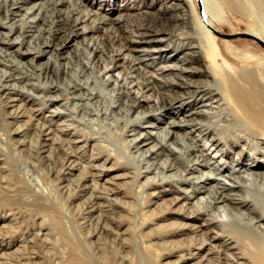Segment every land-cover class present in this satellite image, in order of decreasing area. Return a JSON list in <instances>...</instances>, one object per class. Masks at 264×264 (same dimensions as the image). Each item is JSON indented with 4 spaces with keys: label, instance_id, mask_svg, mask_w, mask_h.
I'll use <instances>...</instances> for the list:
<instances>
[{
    "label": "rangeland",
    "instance_id": "1",
    "mask_svg": "<svg viewBox=\"0 0 264 264\" xmlns=\"http://www.w3.org/2000/svg\"><path fill=\"white\" fill-rule=\"evenodd\" d=\"M41 1L46 7L45 12H43V19L29 20L28 17H23L25 11L21 10V15L14 19L17 25L13 27V15L4 9L5 0H0V7H2L0 8V23L4 25L3 30L9 33L11 27L15 28L5 36L7 43L0 42V78L2 79L4 75L10 73L15 78L14 80L19 81L18 84L24 87L22 93L26 98L34 95L38 97L35 99L38 101L37 106L40 107V110L35 113L32 110L29 111L28 117L14 120L9 116L11 108L8 107L4 96H2L1 89L4 78L3 81L0 79V233H4V237L0 240L2 241L0 242V254H4V257H11L10 261L15 262V264H91L82 259L83 252L76 243L80 242L82 249L95 257L94 244L90 243L93 237L88 232L89 230L92 231L94 226H88L82 222L88 195L84 185L89 181L81 176V173L86 170L84 165L95 161L100 167H106L100 181L103 182L104 178L115 175H123L120 182H122V190L125 194L118 196L121 205L116 206L115 218L110 221V227L121 234L127 228V233H125L130 244L127 257L134 264H148L150 261L152 264H162L165 261L162 255L163 249L172 251L173 247H176V244L165 243L163 240L167 237L164 235L169 231L177 230L179 219L171 217L170 213V198L173 197V193L163 192L160 189L168 183L176 185L177 189L179 186L190 188V185L177 179L169 178L166 182H161L159 177L148 178V176L154 177L155 175L145 171L139 174V169H145V161L140 154L133 153L136 155L133 156L130 151V142H127L126 139L131 138L130 133L133 131L144 129L142 125L148 121L160 122V119L164 120L177 114L179 110L174 103L175 101L169 102L165 109L162 107L152 110L139 122V120L134 119L139 110L151 109L150 104H154L153 109L156 108L154 103L157 99L156 93L151 103H145L146 106L144 107L136 106L135 101L129 98L124 88L106 83L105 79L108 75L101 70L105 62H102L98 56L93 60L92 49L88 45L84 44L79 49L77 47L78 41L75 42L63 53L70 59L53 56L51 66L66 62L69 64L67 72L60 69L59 72L47 73L46 68L38 67L36 63L46 62L52 51L44 56L39 51L23 56L17 50L19 44L11 45L10 39L20 32L32 29L36 37H29V43L23 45L20 50L29 47L37 50L43 41L49 38L50 31L57 27V13L58 15L62 14L60 18L67 15L81 16L90 28L97 30L95 33L93 31L88 32V37L98 36L99 41L95 45L104 52L105 59L110 61L109 55H111L113 48L111 39L118 32L116 27L113 29L112 26L105 25L100 21L101 18L108 19V17L117 21L116 19L121 17L120 28H124L126 34L135 28L151 24L152 21L157 23L152 24H155L156 29H163L165 34L162 38L159 33L162 38L159 43L163 47L170 44L174 48L180 49L177 53L180 54L187 46L179 44V36L176 32L158 18L159 15L165 16L166 13L163 8L169 0ZM59 1L61 2L58 4ZM216 1L223 10L222 20L214 22L215 27L220 31L225 33L256 29L264 31V0H258L260 2L258 7H260L259 11L261 12H259L261 23H258L251 7L244 12L237 11L228 6L225 0ZM33 3L30 2V5ZM192 3L200 16L197 0H192ZM56 7L58 8L56 9ZM85 13L92 15L90 18H85ZM23 18L29 22L21 20ZM199 19L203 23L201 17ZM41 28L42 31L39 30ZM214 44L212 49L206 48V57L201 60V65L204 68L210 67L213 70L210 79L217 78L223 81V69L226 61H228L238 68L253 70L264 86V47L259 42L246 37L227 39L216 36ZM32 55H36L35 63H32L33 66L29 61ZM151 60L153 59L151 58ZM89 61L91 64L98 62L99 67H89ZM148 66L149 69L156 72L161 65L151 63ZM83 83L88 87H85L84 90L88 89L87 92H94L96 98L87 99L84 97L80 101L73 97L75 87L78 84L84 85ZM222 92L225 96L223 108L221 107L222 110L219 108V112L215 111L212 117L206 120V125L212 129V132H217V135L222 137L225 142H230L233 137H237L241 132H246L251 136L246 140L249 143L252 142L251 139H260L261 132L258 133V128L227 96L225 84L222 86ZM50 96L58 97L59 108L61 106L60 109L64 111L63 118H57L50 125L53 129L52 133L57 134L54 135L57 141L53 144L56 148L53 153L43 150L44 131L36 126L38 122L47 121V115L52 106L49 102ZM162 103L160 102L161 105ZM63 121L64 124H62ZM164 124L161 122V125ZM70 130L77 137L83 139V142L80 143H85V146L77 148L74 143L70 142V134L67 132ZM191 136L190 142L198 143V131L192 132ZM226 146L223 160H227L230 164L237 154L231 150V147ZM75 148L77 151L72 157L77 158L76 161L83 168L81 167L80 171H73L76 175H67L68 169L65 168V162ZM252 149L247 150V153H254V150L251 151ZM213 153L215 152L212 151ZM184 155L185 153L177 154L179 158L175 160L181 168L186 166ZM90 170L94 171L95 169L90 168ZM68 177H70L69 181ZM62 182H69L67 191L63 192ZM160 182L161 184H159ZM252 185L247 183L245 186H249L247 188L253 187L252 189L258 191L264 199L262 188L255 184ZM154 190L161 192L159 195H154L152 194ZM114 236L113 233H103L102 241L104 242V250L107 251V258L101 264H112L113 261L114 263L121 262L125 252L120 247L119 240ZM160 237L163 239H159ZM169 238H174L178 243L182 240V235L175 234ZM157 239L161 244H150L151 241ZM148 255L150 258L147 257ZM172 256L167 259H175Z\"/></svg>",
    "mask_w": 264,
    "mask_h": 264
},
{
    "label": "bare ground",
    "instance_id": "2",
    "mask_svg": "<svg viewBox=\"0 0 264 264\" xmlns=\"http://www.w3.org/2000/svg\"><path fill=\"white\" fill-rule=\"evenodd\" d=\"M30 2L34 3L30 5ZM203 2L208 14V21L215 27L214 22L223 18L222 7L216 0H203ZM225 2L237 11L244 12L251 7L258 23H261L258 0H225ZM4 7L7 13L13 15V27L17 25L14 19L21 15V10L25 11L24 15L22 14L23 17H28L29 20H39L43 19V12L46 8L41 0H5ZM163 9L167 15H159L158 18L176 32L179 36V44L187 46L180 54H177L180 49H176L170 44L163 47L159 43V40L165 36L164 30L156 29L155 24L157 23L153 21L152 23L155 24L151 23L135 28L126 34L124 28H120L121 17L114 21L109 17L108 19L101 18V15L99 16L100 22L112 26L113 29L116 27L118 32L111 39L113 48L109 55L110 61L105 59L104 52L95 45L99 41L98 36L88 37V32L95 33L97 30L90 28L81 16L67 15L60 18L62 14L58 15L57 13V27L55 26L53 31L49 30V38L44 40L37 50L32 47L20 50L23 45L29 43V37H36L32 29L20 32L10 39V44H19L17 50L23 56L36 51L44 56L52 51L46 62L36 63L38 67L46 68L47 73L59 72L60 69L67 72L69 64L66 62L51 66L53 56L70 59L69 56L63 54L66 49L77 41L78 48L84 44L88 45L92 49L93 60L98 56L102 62H105L101 70L108 75L105 79L106 83L124 88L129 98L135 101L136 106L144 107L145 103H151L156 93L157 99L154 101L156 108L153 109L154 104H150L151 109L139 110L134 118L139 122L152 110L162 107L165 109L169 102L175 101L179 110L177 114L171 115V118L160 119V122L148 121L142 125L144 129L133 131L130 133L131 138L126 139L127 142H130L132 154H140L145 161V169H139V174L145 171L155 175L154 177L148 176V178L159 177L161 182H166L169 178L177 179L190 185V188L179 186L177 189L176 185L168 183L169 186L165 184L160 189L163 192L173 193V197L170 198L172 205H170V213L171 217L179 219L177 230L169 231L164 235L167 239L163 241L176 244V247H173L172 251L163 249L162 255L165 261L162 264H264V199L258 191L252 189L253 187L245 186L247 183L255 184L264 191V131H261L264 130L263 83L259 81L253 70L238 68L228 61L223 69L224 80L210 79L213 70L210 67L204 68L201 65V60L206 57V48L214 47L216 35L201 22L192 0H169ZM91 15V13H85V18H90ZM21 20L26 21V18ZM3 26L0 23V42L7 43L5 36L15 28L11 27V31L8 33L3 30ZM39 30L42 31V28ZM248 32L264 40L263 30L256 29ZM12 54L15 56L14 52ZM157 54L159 56H156ZM35 56L32 55L30 59L28 58L32 66V63H35ZM151 63H159L161 65L159 70L154 72L149 69L148 65ZM88 66L96 68L99 67V64L98 62L91 64L89 61ZM3 78L4 83L2 82L1 90L8 107L11 108H9V116L14 120H20L28 117L29 111L32 110L35 113L40 110V107L37 106L38 101L35 99L38 97L33 94L34 96L26 98L22 93L24 87H21L22 85L18 84L19 81L16 82L10 73L4 75ZM224 84L231 102L258 128V133L261 132L260 139H251L252 142L249 143L246 140L251 136L246 132H241L230 142H225L222 137L217 135V132H212V129L206 125V120L210 119L214 112H217L224 104L225 96L222 92ZM85 87H87L85 84H78L74 89L73 97L80 100L84 97L89 99L96 96L94 92H87L88 89L85 91ZM49 98L52 106L49 109L47 121L38 122L36 126L44 131L43 150L53 153L56 150L53 144L57 139L54 137L55 134L52 133L53 129L50 125L57 118H63L64 111L60 109L61 106L59 108L58 97L50 96ZM160 102H163L162 105ZM161 122L165 124L161 125ZM204 125H206L205 128ZM194 131H198V143L196 144L189 140ZM67 132L70 134V142L74 143L75 147L85 146V143H80L83 142L82 138L77 137L71 130ZM209 132L211 133L209 134ZM226 145L237 154L230 164L227 160H223ZM211 149L215 153L212 154ZM249 149L254 150V153H247ZM75 151H77L76 148L65 162V168L68 169L67 175H76L73 171H80V168H83L76 161L77 158L72 157L75 156ZM183 153H185L186 166L181 168L175 160L179 158L177 154ZM84 167L86 170L81 173V176L89 182L84 185L88 195L82 222L86 223L85 225L94 226L93 230L88 232L93 237L90 243L94 244L95 257L84 251L80 242H77L76 245L83 252L82 259L91 264H101L106 260L107 251L104 250L102 236L104 232H108L115 235L114 237L119 240V245L125 252L121 262L114 263L113 261L112 264H134L127 257L130 250L129 238L126 236L127 228L123 231V235L110 227V221L115 218L116 206L121 205L118 196L125 194L122 190V182H120L123 175L104 178L102 182L100 181L101 176L106 167H100L95 161L84 165ZM90 168L95 170L91 171ZM69 180L70 177H68ZM62 183L63 192L67 191L69 182ZM161 191L154 190L152 194L159 195ZM175 234L182 235V240L178 243L174 238H169ZM2 237H4L3 232L0 233V240ZM161 237L159 239H163ZM158 241V239L153 240L150 244H161ZM169 256L175 257V259H167ZM10 258L0 254V264H15L10 261ZM148 264H152V262L150 261Z\"/></svg>",
    "mask_w": 264,
    "mask_h": 264
},
{
    "label": "water",
    "instance_id": "3",
    "mask_svg": "<svg viewBox=\"0 0 264 264\" xmlns=\"http://www.w3.org/2000/svg\"><path fill=\"white\" fill-rule=\"evenodd\" d=\"M199 12H200V17L203 21V23L206 25L208 29H210L211 32H213L216 36L227 38V39H234L237 37H246V38H251L259 42L263 47H264V40L261 38L257 37L256 35L245 31V32H238V33H225L211 25L208 21V14L206 12L204 2L203 0H197Z\"/></svg>",
    "mask_w": 264,
    "mask_h": 264
}]
</instances>
